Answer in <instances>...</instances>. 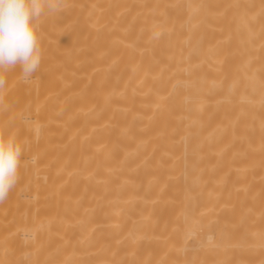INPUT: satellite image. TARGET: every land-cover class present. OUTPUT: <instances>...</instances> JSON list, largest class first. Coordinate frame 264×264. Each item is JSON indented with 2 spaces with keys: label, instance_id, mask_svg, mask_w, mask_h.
Listing matches in <instances>:
<instances>
[{
  "label": "bare ground",
  "instance_id": "obj_1",
  "mask_svg": "<svg viewBox=\"0 0 264 264\" xmlns=\"http://www.w3.org/2000/svg\"><path fill=\"white\" fill-rule=\"evenodd\" d=\"M38 35L0 264H264V0H65Z\"/></svg>",
  "mask_w": 264,
  "mask_h": 264
},
{
  "label": "clouds",
  "instance_id": "obj_2",
  "mask_svg": "<svg viewBox=\"0 0 264 264\" xmlns=\"http://www.w3.org/2000/svg\"><path fill=\"white\" fill-rule=\"evenodd\" d=\"M64 7L65 0H0V203L17 186L24 163V145L13 131V120L8 119L7 75L19 68L23 82L33 80L43 57L39 22ZM23 123L31 121L23 118Z\"/></svg>",
  "mask_w": 264,
  "mask_h": 264
},
{
  "label": "rangeland",
  "instance_id": "obj_3",
  "mask_svg": "<svg viewBox=\"0 0 264 264\" xmlns=\"http://www.w3.org/2000/svg\"><path fill=\"white\" fill-rule=\"evenodd\" d=\"M261 191H262V189H261ZM216 194H217V197H219V198L221 197V193H220V192H218V193H216ZM222 195H224V194H222ZM251 197H252V196H251ZM222 202H224L223 199H221V200L217 199V206H220ZM224 205H225V203H224ZM219 208H220V207H219ZM219 208H216L215 211H218ZM241 215H243L242 217L244 218V216H246V210L244 211V213H243V211H242ZM242 220H243V219H242ZM242 220H241V221H242ZM244 220H245V218H244ZM188 233H189V232H188ZM190 238H192L191 235L188 236V240H190ZM200 239H202V238L200 237Z\"/></svg>",
  "mask_w": 264,
  "mask_h": 264
}]
</instances>
